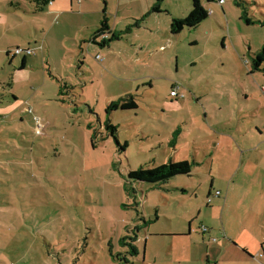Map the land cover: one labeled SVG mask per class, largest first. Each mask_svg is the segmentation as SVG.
<instances>
[{"label":"rangeland","instance_id":"obj_1","mask_svg":"<svg viewBox=\"0 0 264 264\" xmlns=\"http://www.w3.org/2000/svg\"><path fill=\"white\" fill-rule=\"evenodd\" d=\"M106 1L118 30L148 4ZM202 2L210 15L194 28L172 34L173 12L186 17L193 3L165 0L106 46L93 42L100 10L59 36L52 76L37 60L19 80L0 58V264H253L240 244L264 232V70L251 72L264 0ZM129 95L138 108L107 113ZM171 160H188L190 174L129 177Z\"/></svg>","mask_w":264,"mask_h":264},{"label":"crops","instance_id":"obj_2","mask_svg":"<svg viewBox=\"0 0 264 264\" xmlns=\"http://www.w3.org/2000/svg\"><path fill=\"white\" fill-rule=\"evenodd\" d=\"M50 1L51 2H49L42 9H40L38 8V2L36 0H0V58L3 57L6 60H9V62H11L10 68H13L16 74L17 71L21 72L20 76L18 77L19 80H23V77L27 81L32 80L33 68L31 67H33L34 62L37 60L40 62L42 61L45 76L47 75L48 70H49V74L52 76L51 62L53 59L52 57L54 54V50L57 48V45H55V43L59 41V36H63L64 32L69 31L72 27H78L79 30H85L89 26L88 17L89 18L97 17L98 15H100V10L102 15L100 22H102L104 17L107 16V4H104L102 7L101 3L98 0H50ZM146 1L148 3L147 9L144 12H142L138 16V18H136L135 22L131 24L129 23L126 27L127 29L118 30L117 22L114 25V27H112L111 24L109 23L111 31L116 35V38L114 40H121L123 35L130 28H132L133 31V27L135 26H137L138 28L141 27L144 21H146L150 17H155L154 14H159L166 11L163 8V2L165 0H146ZM224 4H226V0L221 5L224 6ZM155 5H159L160 12L152 11V7ZM204 6L207 9H209L207 5L204 4ZM172 15H173L172 20L175 18H182V15L178 13L173 12ZM153 22H154V24L152 25L154 27L153 30H157V29L161 30L159 26V21L154 20ZM97 29L95 30V32L97 31ZM170 32H171V25H170ZM155 34H159V32ZM110 35L111 34H105L103 36L109 37ZM66 38L67 35L62 37L63 40ZM168 39L169 37H166V40ZM101 41L102 40L98 38L97 43H100ZM131 43L132 45H136L135 42H131ZM16 47L35 48V54L26 55V56L22 54L15 55L14 49ZM78 47L80 48L82 47V45L77 44V49L75 48V52L77 53V56L80 53H82V51H80ZM159 48L163 49L164 44L160 45ZM19 55L22 56V58H18ZM24 58H25V66L23 68H20L21 65L20 64L18 67H16L15 65H17L20 62V60L22 63ZM83 59L85 60V58ZM174 88L175 87H173V89ZM179 92L182 93L180 89ZM15 99L18 103L19 98L15 96ZM263 133L264 132H261V134ZM263 211H264V207H263ZM260 218H263L262 214H260ZM251 232L252 230L250 231L249 234H251ZM255 240H258L259 245L261 243L263 244L264 232L256 233L255 236H251V241L249 242L244 241L240 244L244 248L243 249L244 252H246L248 255V256L245 255V257L242 258L243 261L250 262L252 260L253 264H255L258 263L257 261L254 260L255 253L259 252L258 253L260 254L259 257L262 256V254L264 256V250L261 253L259 251L260 250L259 246H256V248L253 247V242ZM226 245L227 244L224 241L221 244L222 247H225ZM261 249H262V245H261ZM232 262L233 261H229L228 263L232 264Z\"/></svg>","mask_w":264,"mask_h":264},{"label":"trees","instance_id":"obj_3","mask_svg":"<svg viewBox=\"0 0 264 264\" xmlns=\"http://www.w3.org/2000/svg\"><path fill=\"white\" fill-rule=\"evenodd\" d=\"M38 2V8L42 9L46 4L51 2L50 0H36ZM105 4L107 1L104 0ZM193 6L191 11L186 17L175 18L171 22V32L172 34H178L184 30L185 27L194 28L198 26L202 21L207 19L210 15V11L204 6L202 0H192ZM153 12H160L159 5L152 7ZM248 22L251 23V20L248 19ZM105 34H111L109 37L102 38V41L98 44L101 46L109 45L112 42L116 35L111 31L109 26L108 17L105 16L103 21L100 24V27L94 34L93 41L97 43L99 37H103ZM17 48V47H16ZM23 55V54H22ZM26 56V55H25ZM25 66V58L23 59L20 68ZM264 43L260 50L255 54L252 59V70L251 72L264 70ZM68 88L67 84H62L60 86L59 93L60 95L65 93V89ZM173 90V89H172ZM184 94V93H183ZM185 96V94H184ZM184 98V97H177ZM136 109L138 108V103L134 95H129L123 98L121 101H112L106 111L110 114L113 110L116 109ZM105 127L110 132V134L117 139V126L109 123V120L105 122ZM126 143L123 147L127 146ZM191 172V163L188 160L182 161H169L155 168H144L141 167L137 170H131L129 172L130 179L137 181H145L150 183H159L168 180L169 178L179 175V174H190ZM262 250H264V243L262 244ZM206 264H212L207 260Z\"/></svg>","mask_w":264,"mask_h":264},{"label":"built area","instance_id":"obj_4","mask_svg":"<svg viewBox=\"0 0 264 264\" xmlns=\"http://www.w3.org/2000/svg\"><path fill=\"white\" fill-rule=\"evenodd\" d=\"M220 4H223L225 2V0H219ZM14 54L18 55V54H23V55H33L35 54V48L32 47H17L14 49ZM264 90V88H263ZM171 95L173 97H184L183 93L179 92V87H175L172 91H171ZM31 111V110H30ZM35 121H36V134L41 135L42 134V130L44 128L41 119L39 117H35ZM220 192L218 191L216 194H219ZM211 201V198H209V202ZM204 231H207V228L204 227Z\"/></svg>","mask_w":264,"mask_h":264}]
</instances>
